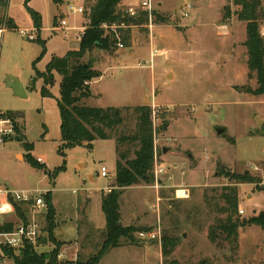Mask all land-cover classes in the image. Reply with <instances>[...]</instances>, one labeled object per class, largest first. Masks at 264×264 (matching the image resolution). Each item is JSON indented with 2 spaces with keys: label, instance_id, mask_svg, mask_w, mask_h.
<instances>
[{
  "label": "rangeland",
  "instance_id": "1",
  "mask_svg": "<svg viewBox=\"0 0 264 264\" xmlns=\"http://www.w3.org/2000/svg\"><path fill=\"white\" fill-rule=\"evenodd\" d=\"M22 1L12 0V7L21 18L26 12ZM71 2L83 4V0H64L62 12L67 14L69 23L75 17L79 22L82 15L69 12L68 5ZM140 2L141 0H124L126 5L123 6L126 8L127 5H133L140 12ZM236 2L237 0H153L154 9L169 21L162 23L160 29H157L154 22L133 26L131 42L132 46L135 44L138 48L137 52L132 54L125 46V51L121 53L124 55L122 59L109 65L111 68L106 69L103 65V79L95 84V88L102 89L104 95L101 100L90 98L87 102V105L93 106L119 107L145 100L140 106H150L152 109V123L154 121L158 125V134L162 138H172L170 143L164 139L161 143L172 146L173 151H176L177 155L172 157L176 156L174 159L177 165L172 159L165 162L164 153L161 152L162 166L166 170L176 168L177 180L186 181L192 187L187 186L190 194L186 198L181 197V191L178 196L174 188L160 190L158 219L161 240L165 234L179 240L174 252L169 257H164V264H264V231L257 225H245L239 229L238 247L234 252L228 243L220 246L208 238L210 226L225 216L217 211L216 204H223L220 194L226 185L238 187L240 206L239 213L235 216L249 218L264 211V95H254L249 91L257 87L255 75L242 82L244 77H241V66L244 64L242 61L238 64L236 60L237 55L244 59L247 54L246 47L241 42L244 36L246 38V23L237 18L241 6ZM189 3L193 5L191 14L188 18H183L182 10ZM84 5L86 11L87 3ZM6 11L7 7L4 8L0 3V30L5 28L6 16L9 18ZM55 13L57 14L56 10ZM21 24L24 25L22 21ZM158 30L163 31L164 38L159 37ZM261 30L264 35V23ZM58 36H65L64 32L59 31ZM37 48V43L23 37L19 29L7 28L5 32H0V112L6 114V110H19L24 113V118L14 119L16 127L13 137L0 145V176L10 187L19 190L52 189L53 201L57 207L53 229L58 224L54 234L69 241L77 235L79 197L85 194L86 189L95 191L100 187L102 190L115 182V152L112 145L99 141L93 142V149L84 146L65 149L67 158L64 159L56 146L61 141L58 138L61 132L60 118L56 109L54 112L58 119L52 113V108L46 116L44 110L39 111L41 108L45 109V101L36 92H30L29 97L22 98L5 86L3 82L10 73L19 75L23 81L29 79L33 72L32 61L37 57ZM118 49V45L112 52L94 49L78 61L89 62L97 70L95 62L100 60L102 52L114 54ZM153 49L162 54L154 57L152 64ZM147 92L150 93L146 94ZM81 94L83 93L79 92L76 95L79 98L76 103L78 105H83V100L91 96ZM123 115L125 121L116 132L132 135L136 132L138 122L135 107H125ZM169 127L167 133L166 129ZM220 128L224 129L222 133L218 132ZM22 137L24 140H20ZM26 140L34 143L31 152L34 158L42 157L46 167L50 169L61 168L54 183L45 173L46 167H34L28 155L26 158L21 153L16 156L17 152L25 151ZM129 146L127 144L124 149L127 150ZM134 149L135 145H131V159L135 157ZM190 162H198V166L193 168L189 165ZM101 165L108 168V177L101 176ZM222 167L232 175L249 173L254 181L235 183L232 177L219 175ZM90 174L95 177L92 182L89 180ZM146 183L144 180L140 182L144 186ZM154 192L152 189L124 190L121 194L123 213L132 217L137 211L149 209L146 204H154ZM98 204L100 199L97 201L95 198L89 210L99 223L100 216L104 218V215ZM240 208L244 213H240ZM80 210L81 213L82 209ZM47 211L46 206L43 213L47 214ZM149 211L150 218L154 217L156 220V209L151 207ZM143 216L146 214L140 215ZM84 221L82 218V222ZM40 224L45 237L34 249L38 253L50 252L55 247L50 239L47 215L40 220ZM100 245L101 243L89 248L88 252L96 253ZM71 246L70 243L67 247L61 245L57 254L59 261L75 263L78 259L88 258L86 250L79 254L80 251ZM145 246L149 249L146 264H160L158 241ZM14 254L18 258L20 252ZM127 259L126 254L117 249L109 253L101 264H127ZM3 264H16V261L5 258Z\"/></svg>",
  "mask_w": 264,
  "mask_h": 264
},
{
  "label": "trees",
  "instance_id": "2",
  "mask_svg": "<svg viewBox=\"0 0 264 264\" xmlns=\"http://www.w3.org/2000/svg\"><path fill=\"white\" fill-rule=\"evenodd\" d=\"M29 0H26L28 3ZM123 0H85L88 6L89 24L85 35L81 40V47L77 51H70L63 57L54 56L47 67L45 73L37 71V75L44 76L46 85L42 89L44 96L51 95L48 88L54 83V72L62 76L60 86L61 97L58 101L62 116V141L59 152L65 157V149L86 146L93 147V142L97 139L106 140L114 138L116 140V180L111 192L103 194L102 209L106 217V230L102 244L98 251L90 255L86 260L78 259L77 262H62L57 258V254L63 244L54 237V218L55 208L52 203L51 194L45 196L48 211L47 218L50 225V239L55 245V249L50 252L38 253L33 245H26L20 249L19 257H15V249L3 248L5 255L15 257L16 264H99L102 258L113 248L121 244V239L125 238L131 241L135 240V235L139 231H152L154 227L120 225V198L124 188L140 183L144 180L147 183L154 182V129L152 123V109L150 106H137L135 111L138 114L137 129L132 135L117 133L116 129L123 125L125 118L123 110L125 107H97L76 104L79 98L77 93H83L82 96H90L91 91L85 82L92 81L101 76L99 70H95L88 63H80L78 60L83 58L94 49H103L112 52L117 47L118 39L111 30H105L103 24L129 26H140L149 22L147 11H140L138 15L131 16L122 5ZM9 0H0L5 8ZM241 6L237 12V18L246 23V40L244 45L247 49V65L249 77L256 76L257 87L249 89L254 95H264V35L261 27L264 23L263 0H237ZM28 11L35 19L37 27L40 26L41 16L38 12L30 9ZM155 24L167 23L169 20L163 14L156 10L153 11ZM5 28L12 29L16 27L13 20L7 17ZM1 26V25H0ZM38 29V28H37ZM121 41L126 47H131V28L121 30ZM38 39V38H37ZM36 39V40H37ZM78 61V62H77ZM84 91V92H83ZM128 108V107H127ZM6 116L16 119L24 118L22 111L8 110ZM18 126V124H17ZM20 140H24L22 137ZM130 144L127 150L124 147ZM131 145H135L133 159L129 156ZM24 148L30 152L34 149V143L25 141ZM161 154V153H160ZM31 164L42 169L45 166L28 154ZM60 169H55L52 176L57 175ZM219 175L232 177L235 183H253V178L249 173L243 175L230 174V171L222 167ZM220 199L222 205L216 204L218 212L223 213V218L217 219L216 223L211 225L208 231V238L212 243L223 245L228 243L234 252L237 249L239 229L245 225H257L264 231V211L249 218L235 216L239 213V191L237 185H226L222 188ZM15 208L23 221L27 220L26 208L21 203H15ZM14 223L6 222L0 226V231H10ZM162 251L165 258L169 257L176 247L179 240L176 237L163 235ZM175 263V262H173Z\"/></svg>",
  "mask_w": 264,
  "mask_h": 264
},
{
  "label": "crops",
  "instance_id": "3",
  "mask_svg": "<svg viewBox=\"0 0 264 264\" xmlns=\"http://www.w3.org/2000/svg\"><path fill=\"white\" fill-rule=\"evenodd\" d=\"M63 2H64V0L63 1L62 0H29L28 3H26V0H23L22 4H23L26 12H25L24 16H22V18H21L17 15L16 11H14V9L12 7V0H9L8 6H7V11H6L7 15L13 20V23L16 25V27H14L12 29L18 30L20 28H29V29L34 28L37 30L38 39L34 40V42L37 43L39 48H37L38 49L37 50L38 53H36L37 57L32 61L33 72L30 75L29 79L26 81H23L21 79V77H18L19 75H17V77L22 81V83L26 89V92H27V97H29L32 92H36L38 95L41 96L43 101H45L44 102L45 109L41 108V109H39V111L44 110L45 115L47 116V114H49L48 110L50 108L53 109V112H52L53 114L55 113L54 111L56 109L57 115H59V118H60V131H61V126H62V116H61L58 101L61 97L60 86H61V82H62V76L59 75L57 72H54V83L52 85L48 86V88L51 92V95L44 96L42 94V89L46 85L45 78H44V76L37 75V71H39L41 73H45L47 71V67H48L49 63L51 62V60L53 59L54 56L63 57L66 54H68L70 51H77L81 47V40L77 39V37L75 36V31H72L67 36H61L59 38V36H58L59 31L54 29V27L58 24L60 18H67V14H65V12H62V7L64 6ZM84 3H85V0H83V4H79V5L85 7ZM51 5H53V6H51ZM122 5H126L124 3V0L122 1ZM54 6H55V8H52ZM127 6H129V5H127ZM28 7L40 14L41 20H40V26L39 27H37V25L35 24V19L33 18V16L28 11ZM55 10H56L57 14L55 13ZM86 11H87V13L85 12L84 14H81L82 17H81V20H79V22H78V18L75 17L70 23L68 22V24L73 28L88 27V24H89L88 11H89V9L87 8ZM21 21L23 22L24 25L21 24ZM159 27H162V24H157V29H160ZM6 29L7 28H3L0 30V32H5ZM124 30H127V29H124ZM175 31H178V30H175ZM132 32H134V30L131 28V32H130L131 41H133ZM158 32H159V37L164 38L163 31L158 30ZM245 39L246 38L244 36V38L241 40V42L244 43ZM152 42H153V40H152ZM237 43H239V42H237ZM125 48L126 47L119 48L117 51H115L114 54H112V53L105 54L102 52V55L100 56L101 57L100 60L95 62L96 63V69L101 72V76L95 78L92 81L86 82V83H88V85L90 87L91 96L89 98H85V100H83V102H82L83 105L93 106V105H87V102L89 101L90 98L93 100L95 98L97 100L102 99V97L104 95L103 91H101L102 89L95 88V84L100 83L101 80L103 79L104 73L102 71V67L104 65V67L106 69L111 68V66H109V65H114L117 59H122V57L124 55L121 53H123L125 51ZM97 49L99 50V48H97ZM97 49H95V50H97ZM126 49H128L129 52L132 54H135L138 50V48L136 47L135 44L131 47L126 48ZM100 51H103V49H100ZM246 51H247V49H246ZM159 52H160V54H162L161 51H159ZM151 53H152V51H151ZM247 58H248L247 54L245 55L244 59H242L240 56L237 55V60H236L237 63L240 64V62L242 61V63L244 64L243 66H241L243 69V74L241 75V77H244L242 82L247 81L249 78V69H248V65H247ZM149 93L150 92H147L146 94H149ZM144 101H142L141 103H143ZM141 103L127 104V105L124 104V105L119 106V107H137V106H140ZM96 106L97 107H108L109 105L108 106L96 105ZM110 106H114V105H110ZM115 107H118V106H115ZM3 111H5V110H3ZM6 111H8V110H6ZM17 111H19V110H17ZM55 116H56V113H55ZM56 119H58L57 116H56ZM44 124L46 125V127L48 129L47 124L46 123H44ZM166 130L168 133V131L170 130V127L167 128ZM25 135H26V133H25ZM58 138L61 140L60 142L56 143V146H57L58 152H59V146H61L63 144L62 132H60V137H58ZM26 141H28V140H26ZM99 141H105V142L109 143L110 145H112L114 152H115V160L117 163L118 157H117V152H116V140L114 138L106 139V140L97 139L94 142L97 143ZM61 142H62V144H60ZM84 147H86V146H84ZM93 147H94V143H93ZM93 147L91 149H93ZM165 147L168 148L167 149L168 151L167 152H163V150L161 151L162 153H164L165 162L168 159L169 160L172 159V160H174L172 162L175 165H177V162L174 159V157H176V156L172 157V155H175V154L177 155L176 151L175 152L173 151L172 146H164L163 149ZM32 151L28 152L25 149V151L17 152L16 156H18L21 153L26 158V155H28V154L32 155L31 154ZM35 158L41 164H44L46 167L45 160L42 157H35ZM66 158H67V153H66V156L64 157V159H66ZM162 164H163V162H161V166H162ZM189 165H191V166H193V168H195L198 166V162H197V164H191V162H190ZM102 166H106V165H101V167ZM80 167H83V164H80ZM55 169H57V168H55ZM55 169H50V168L46 167V170H45V173L50 177L52 183H54V180L57 177V175L52 176V173L55 171ZM163 169H164V173L160 176V183H159L158 187H156L152 183H146L145 186L138 183V184L132 185L130 187L124 188V190H126V189H138L140 191L143 189H146V190L152 189L155 191L154 194H155L156 199H155V201H153L154 204H152L151 202L146 204L147 206L149 205V209L140 210L139 212L137 211L135 215H132V217H129L123 213V206H122V202H121V198H120V213H121L122 225H125V226L135 225V226H139V227L140 226L153 227L155 225L154 231L157 230L158 228H161L160 219H158L159 218L158 214H159V210H160L159 200L161 199V197L159 196L160 190L163 188H174L175 191L177 192V191L181 190L180 188L188 189L187 186L192 187V185L187 183L186 181L180 182L177 180L176 168H174V167L169 168L170 172H168L169 170H166V168H164V167H163ZM166 175H171V176H166ZM101 176H102V174H101ZM94 179H95L94 175L90 174L89 180L92 182V181H94ZM115 180H116V177H115ZM114 184H115V182L112 185L106 186V188L102 189V190L100 189V187H97L95 191L94 190L90 191V190L86 189L85 194H83V196H85V198H83V196H81L78 199V203H80L79 208L82 209V212L80 213L81 210L78 208L79 214L77 217V222H78V224H77V235L73 239H70L69 241H67L63 238L57 237L54 234V237L57 239V241L62 242L64 247H67V244L70 243L72 245L71 247H74L75 250L80 251L79 254H81V253L83 254V252L86 250L85 252L87 253V255L89 254V256H90V254H92V252H88L90 250L89 248H93V246L98 245L99 243L102 244V241H103L102 235H103V232L106 230V217H105V213L103 212V209H102V198H103V194L108 193L107 188H109V187L114 188L115 187ZM0 187H7L9 189H17V188L10 187L6 183L5 179H3L1 176H0ZM35 189L44 190L41 188H35ZM17 190H19V189H17ZM28 190H34V189H28ZM103 190L105 191V193ZM45 193L51 194L52 203L54 205L55 212L57 214V207L54 204L53 196H52L53 190L52 189L51 190H48V189L44 190V197H45ZM95 198H97V201H98V199H100V204H98V205H99L100 211H102V214L104 215V218L102 216H100L101 218H100L99 223L95 220V217L92 215V213L89 210V207L93 204ZM46 206H47V203H46ZM151 207H153V209H156V220L154 219V217L152 219L149 216L150 215L149 210ZM24 208H26L27 220H31L35 216L34 213L31 211V208L29 206L24 205ZM43 212H44V209H43ZM43 212L36 215V218H38L39 221L43 219L44 215H47V214H44ZM143 213H145L146 216L140 217V215ZM56 214H55V216H56ZM11 217H14L16 220L11 218ZM82 218L85 219L84 222H82ZM5 220H7L8 222L14 223V226L20 224L23 221L20 218V215L17 213V211H15V213L7 216L5 218ZM56 221H57V219H56ZM57 226H58V224H57ZM57 226L54 229V233H55V230L57 229ZM139 232H141V231H139ZM139 232L136 233L134 241L122 238L121 244L119 246L111 249L102 258V260L109 253L118 249L123 254H126V256L128 257V259L126 260L127 264H137V262H140L141 264L142 263L146 264L148 261V258H149V249L146 248L145 244H149V243L158 241V243L160 245V248H159L160 249V264H164V256H163V251H162L161 239H151L148 236H140ZM47 233H48V231H46V235H47ZM43 237H45L44 231H43ZM43 237H41L40 240H42ZM52 244L54 245L53 242H52ZM54 247H55V245H54ZM17 252H20V250H15V253H17ZM72 253H74V252L72 251ZM6 258H12L14 261H16L14 259L15 257H9L8 256ZM102 260L100 261L99 264L102 263Z\"/></svg>",
  "mask_w": 264,
  "mask_h": 264
},
{
  "label": "built area",
  "instance_id": "4",
  "mask_svg": "<svg viewBox=\"0 0 264 264\" xmlns=\"http://www.w3.org/2000/svg\"><path fill=\"white\" fill-rule=\"evenodd\" d=\"M139 6L142 10L147 11L149 15V23L152 24L154 14L153 11V0H141ZM69 12L72 14H84L85 8L81 5H78L75 2H71L68 5ZM193 5L189 3L182 10V17L188 18L191 14ZM127 13L131 16L138 15V8L133 5H129L126 8ZM152 26V25H151ZM127 24L121 25H108L103 24V28L106 30H111L115 33L116 38L118 39V47L124 48V44L121 41V30L132 28ZM57 31H63L64 35L67 36L72 31H75V36L77 39L82 40L87 27H78L73 28L68 24L67 18H60L58 24L54 27ZM20 34L23 37L28 38L29 40H36L37 30L32 28H21L19 29ZM160 55V52L157 49L152 50L151 53V63H154V57ZM16 122L13 118L7 117L6 114L0 112V145L4 144L7 139L13 137L15 133ZM154 128V185L159 186L160 176L164 173V169L161 166L160 158L161 151L163 150L164 144L161 143V140L164 139L166 142H171V137H163L158 134V125L153 121ZM101 174L104 177L109 176V170L106 166L101 167ZM113 188H107V192H111ZM183 194L181 197L186 198L189 196V189L181 188L180 190ZM177 195L180 196L179 191ZM15 203H21L23 205L29 206L31 211L34 213V217L31 220L22 221L20 224L15 225L10 231H0V264H3L4 259L7 257L3 251V248H12L15 250H20L26 245L36 246L39 244L41 237H43V228L41 227L40 221L36 218V215L43 212V209L46 207V200L44 197V191L40 189L35 190H17L9 189L7 187H0V226H3L7 220L5 218L10 214L15 213ZM240 213H244V210L240 208ZM161 228H158L155 231H141L139 232L140 236H148L151 239H161L160 237Z\"/></svg>",
  "mask_w": 264,
  "mask_h": 264
},
{
  "label": "water",
  "instance_id": "5",
  "mask_svg": "<svg viewBox=\"0 0 264 264\" xmlns=\"http://www.w3.org/2000/svg\"><path fill=\"white\" fill-rule=\"evenodd\" d=\"M7 88H10L17 96L26 98L27 97V92L26 89L22 83V81L15 75L13 74H8L6 76V79L3 82ZM224 131L223 128L218 129L219 133H222ZM168 148H164L163 152H167ZM122 225V222L119 223Z\"/></svg>",
  "mask_w": 264,
  "mask_h": 264
}]
</instances>
